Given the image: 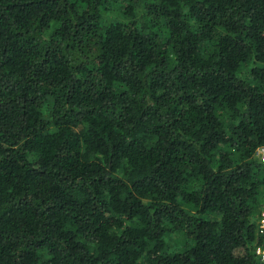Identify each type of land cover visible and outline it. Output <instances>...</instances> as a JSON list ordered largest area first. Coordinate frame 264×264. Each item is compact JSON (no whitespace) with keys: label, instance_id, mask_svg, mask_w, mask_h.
I'll use <instances>...</instances> for the list:
<instances>
[{"label":"trees","instance_id":"1","mask_svg":"<svg viewBox=\"0 0 264 264\" xmlns=\"http://www.w3.org/2000/svg\"><path fill=\"white\" fill-rule=\"evenodd\" d=\"M260 146L264 0H0V264H264Z\"/></svg>","mask_w":264,"mask_h":264},{"label":"built area","instance_id":"2","mask_svg":"<svg viewBox=\"0 0 264 264\" xmlns=\"http://www.w3.org/2000/svg\"><path fill=\"white\" fill-rule=\"evenodd\" d=\"M255 153L257 157L264 160V146L258 147ZM257 228L259 234L264 236V205L260 212V218L258 220ZM255 253L257 254L259 260L264 263V237L262 239V243L256 247Z\"/></svg>","mask_w":264,"mask_h":264},{"label":"rangeland","instance_id":"3","mask_svg":"<svg viewBox=\"0 0 264 264\" xmlns=\"http://www.w3.org/2000/svg\"><path fill=\"white\" fill-rule=\"evenodd\" d=\"M171 241H173V240H171Z\"/></svg>","mask_w":264,"mask_h":264}]
</instances>
